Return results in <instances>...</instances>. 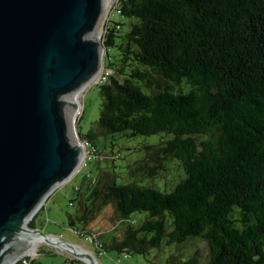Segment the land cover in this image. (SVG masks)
<instances>
[{"label": "trees", "instance_id": "1", "mask_svg": "<svg viewBox=\"0 0 264 264\" xmlns=\"http://www.w3.org/2000/svg\"><path fill=\"white\" fill-rule=\"evenodd\" d=\"M115 11L97 127L77 135L93 145L157 136L131 174L152 179L171 161L181 178L167 192L102 174L79 220L113 203L125 229L108 247L121 253L200 240L209 264H264V0H117ZM166 264H198L197 254Z\"/></svg>", "mask_w": 264, "mask_h": 264}, {"label": "water", "instance_id": "2", "mask_svg": "<svg viewBox=\"0 0 264 264\" xmlns=\"http://www.w3.org/2000/svg\"><path fill=\"white\" fill-rule=\"evenodd\" d=\"M111 2L0 0V264L24 255L25 224L78 171L76 98L103 66Z\"/></svg>", "mask_w": 264, "mask_h": 264}, {"label": "rangeland", "instance_id": "3", "mask_svg": "<svg viewBox=\"0 0 264 264\" xmlns=\"http://www.w3.org/2000/svg\"><path fill=\"white\" fill-rule=\"evenodd\" d=\"M116 3L117 0L114 1L105 18L99 35L100 41L109 21L111 23L123 22L122 17L115 11ZM113 52L112 49L109 51L110 54H113ZM102 55L104 59V49ZM96 82L93 81L86 87L79 100L80 109L74 126L76 133L80 136H85L90 131L96 130L97 127L101 99ZM157 138V136H151L126 140L120 135L96 136L93 143L97 150V156L87 161L78 173L54 190L29 223V228H33L30 226L32 223L34 228L38 229L43 235L55 237L65 244L74 245L88 251L95 259L96 264H166L168 257L173 253L180 259L197 254L198 264H209L207 245L200 240H189L178 248L177 245L165 246L163 244L160 248H151L142 255L135 254L130 250L121 253L108 247L113 238L119 239L121 237V232L112 229V226L116 223L115 218L118 216L113 203L100 205V202L96 201L98 208L92 214L87 226L79 220L81 216L80 203L89 206L92 201V190L88 189V186L91 187L102 174L114 178L117 184L134 183L137 179H140L137 184L142 186H150L167 192L171 190L172 186L181 178L180 166L174 162L162 161L161 165L167 172L160 171L152 179L141 174L135 177L131 174V171L135 168L134 163L146 159V151L142 149V146L145 144L154 145ZM133 145L139 147L133 152L125 150V148ZM112 154H118L119 159L112 161L105 158L106 156L110 157ZM103 177L101 179L102 184L107 180ZM143 217L144 214L131 216L135 220L136 226ZM36 234L41 237L39 233L36 232ZM94 235L97 236V242L103 245L102 250H97L94 239V242H89V238ZM23 262H26V264L31 262L32 264H85L70 253L50 246L45 242L37 243L35 253L27 257H21L17 264Z\"/></svg>", "mask_w": 264, "mask_h": 264}, {"label": "bare ground", "instance_id": "4", "mask_svg": "<svg viewBox=\"0 0 264 264\" xmlns=\"http://www.w3.org/2000/svg\"><path fill=\"white\" fill-rule=\"evenodd\" d=\"M114 1L115 0H112L110 7L106 13V16H107L111 6L113 5ZM106 16H105V18H106ZM105 18L102 22V26L104 24ZM102 26H101V28H102ZM102 67L100 68L99 73L97 74V76L95 77V79L93 81H96L98 79V77L100 76V73L103 70ZM93 81H91L90 83H92ZM90 83L87 86H89ZM86 87L80 93H78V96L76 98L79 109H80L79 100L83 94V91L86 89ZM78 113H79V110L77 111V113L74 116V120H73L74 124H75V120H76ZM83 157H84V154L82 153V155L79 159V162H78V167L81 165ZM42 206H43V204H41V206L37 209V211L33 214V216L29 219V221L24 226V239H25L24 255L13 259L11 264H17L21 257H25V256L27 257V256L34 254L36 249H37V243H40V242H45V243L48 242L50 244V246H53V247L59 248L63 251H66V252L70 253L72 256L79 258L81 260H84L89 264H96L95 259L92 257V255L88 251L83 250V249H81L77 246H74V245L65 244L64 242H61L59 239H57L55 237H48V238L39 237V236H37L36 232L30 231L29 223L32 221V219L37 214V212L41 209Z\"/></svg>", "mask_w": 264, "mask_h": 264}, {"label": "built area", "instance_id": "5", "mask_svg": "<svg viewBox=\"0 0 264 264\" xmlns=\"http://www.w3.org/2000/svg\"><path fill=\"white\" fill-rule=\"evenodd\" d=\"M109 74H110V72L109 71H105L104 72V68H103V70L100 73V76L96 80L97 81L96 83L98 85H101L102 83H104L106 81L107 75H109ZM77 137H78V135H77ZM77 143L82 148L83 154H84L82 163L79 166L78 171H77V173H78L83 168V166H85L87 161H89L91 158L97 156V150H96V147H94V145L90 141H88L86 139H80L78 137L77 138ZM93 239L95 240V247L97 248V250H102L103 246L97 242V236L96 235H94L93 237L89 238V242H94ZM21 264H26V262H23ZM29 264H32V262L29 263Z\"/></svg>", "mask_w": 264, "mask_h": 264}, {"label": "crops", "instance_id": "6", "mask_svg": "<svg viewBox=\"0 0 264 264\" xmlns=\"http://www.w3.org/2000/svg\"><path fill=\"white\" fill-rule=\"evenodd\" d=\"M116 223L112 226V229H114V231H118V232H121V237H123L124 235V229H125V226L121 223V219L119 216H117L116 218Z\"/></svg>", "mask_w": 264, "mask_h": 264}]
</instances>
